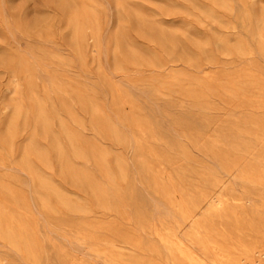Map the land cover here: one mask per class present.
<instances>
[{
  "label": "rangeland",
  "instance_id": "1",
  "mask_svg": "<svg viewBox=\"0 0 264 264\" xmlns=\"http://www.w3.org/2000/svg\"><path fill=\"white\" fill-rule=\"evenodd\" d=\"M212 263L264 264V0H0V264Z\"/></svg>",
  "mask_w": 264,
  "mask_h": 264
},
{
  "label": "bare ground",
  "instance_id": "2",
  "mask_svg": "<svg viewBox=\"0 0 264 264\" xmlns=\"http://www.w3.org/2000/svg\"><path fill=\"white\" fill-rule=\"evenodd\" d=\"M70 14V13H69ZM131 43V42H130ZM40 105V104H39ZM214 259V258H213ZM213 264V263H212Z\"/></svg>",
  "mask_w": 264,
  "mask_h": 264
}]
</instances>
